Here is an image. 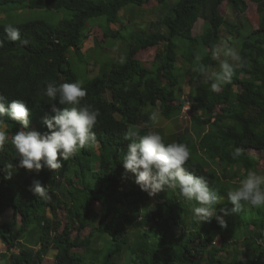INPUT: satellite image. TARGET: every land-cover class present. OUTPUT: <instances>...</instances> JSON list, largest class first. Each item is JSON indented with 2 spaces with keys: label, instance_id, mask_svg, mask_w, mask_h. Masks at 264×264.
Wrapping results in <instances>:
<instances>
[{
  "label": "trees",
  "instance_id": "obj_1",
  "mask_svg": "<svg viewBox=\"0 0 264 264\" xmlns=\"http://www.w3.org/2000/svg\"><path fill=\"white\" fill-rule=\"evenodd\" d=\"M150 1L153 0H0V6L17 3L72 13L55 23L46 19L0 20V94L9 101L21 99L27 103L31 113L29 130L48 132L44 119L55 115L50 101L41 95L45 81H79L71 67L70 51L87 73L82 84L88 93L84 102L100 113L92 147L62 161L58 170L44 167L38 173L15 167L18 154L10 140L22 125L4 117L0 127L8 134L9 143L0 150V214L14 206L22 223L18 232H14L13 222L0 223V235L13 247L20 232L37 220L42 248L35 256L41 260L54 244L58 264H120L118 259L127 249L136 255L138 264H224L225 259L227 264H264V207L242 201L241 210L232 213L233 205L227 200L226 206L216 205L217 213L221 209L229 212L224 216L226 227L215 219L199 224L191 211L197 206L194 201H185L177 190L174 194L163 192V200L152 204L132 174L125 178L122 164L131 142L123 139L124 133L129 127L141 135L152 131L149 117L160 104L167 114L186 112L199 128L198 141L179 138L175 142L186 144L190 150L185 167L207 178L216 189L222 183L226 189H218L221 194L227 197V190L234 182L238 184L241 168L258 172L259 160L249 150L264 151V25L247 34L244 27L239 28V41L233 43L243 65L217 92L210 91L209 86L199 88L193 84L194 80L202 82L196 69L219 66V61L212 58L213 46L219 44L223 26L234 23L220 13V5L227 1L239 13L246 10V0H154L157 12H149L155 18L144 25L155 30L137 31L140 37L134 40L133 35L128 41L131 51L123 62L102 61L89 55V50L84 51L92 18L106 16L110 24L125 27L120 21L121 9L128 5L145 7ZM199 17L204 18L205 25L203 32L195 35L193 29ZM128 22H132L131 17ZM8 25L19 28L29 43L8 40L4 31ZM97 26L106 37L120 35L121 29ZM157 45L161 48L150 65L134 56L140 49ZM93 57L99 63V72L91 77L88 65ZM187 77L191 91L183 98L177 90ZM187 102L189 110L185 108ZM56 106L63 107L58 102ZM234 147L243 150L239 160L231 157ZM9 164L13 165L11 178L6 167ZM234 166L235 170L230 171ZM217 171L220 175H216ZM35 180L47 187L50 199L34 195L31 187ZM102 235L111 238L107 254L97 246ZM14 259L17 264H29L33 255L24 248Z\"/></svg>",
  "mask_w": 264,
  "mask_h": 264
},
{
  "label": "clouds",
  "instance_id": "obj_2",
  "mask_svg": "<svg viewBox=\"0 0 264 264\" xmlns=\"http://www.w3.org/2000/svg\"><path fill=\"white\" fill-rule=\"evenodd\" d=\"M7 39L21 45H27L28 39L21 36L19 28L8 25L4 29ZM2 46V42H0ZM212 58L219 61L218 71H209L207 67L200 66L196 70L202 76V83L209 86L210 91L217 92L223 84L231 82L237 67L243 65V58L239 52L221 42L214 45ZM123 62V59H121ZM87 89L82 82H64L57 84L55 81H45L41 95L52 104L55 115L45 118L44 124L48 132L40 133L29 130L30 109L21 99L9 101L0 94V126L4 117L18 121L22 128L11 136L10 143L18 154V165L37 173L44 167L51 170L62 168V161H68L76 156L82 149L90 148L96 143V133L93 130L100 115L98 109L84 102ZM57 102L62 108L56 106ZM150 120L158 122L159 114L153 111ZM123 139L131 141L127 152L122 157L125 174L134 176V182L142 191L154 196L161 191H177L187 202H195L191 211L193 218L199 223L211 222L215 219L221 227H226L225 215L227 209H221L223 215L217 213L216 205L225 201V196L218 189L210 186L209 180L204 176H197L189 171L185 165L190 159V150L184 143H166L165 137L158 131H149L141 135L132 127L124 133ZM9 143L8 134L0 127V150ZM243 155L240 147H234L231 152L233 160H239ZM59 157V159H58ZM11 178L13 165H6ZM235 170V166L230 171ZM238 184L230 187L226 194L227 200L233 205L231 212L241 210V202L254 207H264V174L255 170L243 168L240 170ZM216 175H220L217 171ZM31 191L38 198L50 199L47 187L39 180L33 181Z\"/></svg>",
  "mask_w": 264,
  "mask_h": 264
},
{
  "label": "rangeland",
  "instance_id": "obj_3",
  "mask_svg": "<svg viewBox=\"0 0 264 264\" xmlns=\"http://www.w3.org/2000/svg\"><path fill=\"white\" fill-rule=\"evenodd\" d=\"M246 4H247L246 10L239 13L236 12L227 1H224L220 5V13L224 15L227 19L232 20L234 23L233 24L230 23L227 26H223V28L221 29L222 38L219 44L221 42H227L230 47L235 48L238 52L239 50L237 48V45L234 44L233 42L236 40L239 41L238 38L239 36L237 35V31L239 30V28L241 26L242 28L244 27L243 32L247 34L249 30L264 25V1L254 2L252 0H246ZM157 6L158 4L154 0L150 1L147 5H145V7H138L134 5L126 6L123 9V11L126 12L124 14H127V16L120 15V21L125 23V27H121L117 23L110 24L107 21L106 16H99L92 18L90 20V30H89L90 36L84 44V51H87L89 49L88 52L89 55H93L94 57L96 56L102 61H106V62L114 61L115 59L121 56V52H122L119 49V47H117L118 43L120 42L127 43V51H128V41L132 40L133 35H135L134 40H137L140 37L138 32L143 30H145L146 32H151L152 30H155L154 27L149 28L147 25H144L145 23H142L141 20H145V18H143L142 15H149L150 9H156L155 7ZM145 9L147 12L145 11ZM163 9L165 10L166 8ZM132 11H134V15L132 14ZM155 11L157 12V9ZM71 15H72L71 11L68 10L59 11L51 8H30L19 5L17 3H9L7 5L0 6V20L5 19L8 22H19V21H26L33 19H46L50 22L55 23L58 20H60L62 17L64 16L70 17ZM128 15L131 16L132 22H128V20L126 19ZM97 25L102 26L104 30H109L110 28H112V25H115V29H121L120 35L118 37H113V36H111L110 38L109 36L106 37L103 31ZM204 25H205L204 18L199 17L193 29L194 34L195 35L201 34L203 32ZM160 48L161 46L157 45L154 47L141 49L138 51L136 56H138L137 58L141 59L146 65H150L153 62L158 49ZM70 57H71L70 60L71 67L75 72H77V74L79 75V81L82 82L83 84L88 78L87 73L83 68V64H81L78 60L74 61L72 51H70L69 58ZM181 60L182 57H180V62ZM98 68H99V63H94V64L91 63L88 68L89 70L88 76L91 77L94 76L98 72ZM208 70L218 71L219 66L218 67L210 66L208 67ZM193 84L196 87L199 86V88L201 87L200 85H205L202 82L196 80L193 81ZM185 86L186 89L191 88L190 78L189 81L185 83ZM188 95L189 93L186 94V98L188 97ZM250 152L253 156H255L259 160L260 170H258V173L264 174V151L250 149ZM218 185H222V183H219ZM189 206L190 204L187 206L188 209H190ZM218 214L223 215V212ZM247 233L249 234L250 231ZM97 246L105 249V254H107L109 248L112 247L111 238L108 235H102L100 239V243ZM229 254L230 255H228V257L231 256V252H229ZM118 261L120 262V264H138V259L134 253L132 254L131 249H127V251L124 252L119 257ZM86 264H92V262L87 261ZM224 264H227L226 259L224 260Z\"/></svg>",
  "mask_w": 264,
  "mask_h": 264
},
{
  "label": "crops",
  "instance_id": "obj_4",
  "mask_svg": "<svg viewBox=\"0 0 264 264\" xmlns=\"http://www.w3.org/2000/svg\"><path fill=\"white\" fill-rule=\"evenodd\" d=\"M123 9H121L120 15L127 16V14H124L126 12H124ZM132 14L134 15V11H132ZM130 17L131 16L128 15L126 19L129 20ZM142 17L145 18V20H141V22L147 24L149 21H152L155 18V15L152 12H150L149 15H142ZM117 24L122 26V24L120 23H117ZM112 28L115 29V25H112ZM117 47H119V49L122 51L121 56L118 57L117 59H122L125 55H128L131 51L129 47L127 51V43H122V44L119 43ZM137 53H134V56L136 58L138 57L136 56ZM92 59L93 60H91L90 64L96 63L94 61V57ZM89 65H88V68H89ZM98 72H99V68H98ZM187 81H189L188 77L186 78L182 87L177 90L178 96L186 98V94H188L191 91V88L186 89L185 83ZM155 111L158 112L159 114V120L158 122L151 121V124H150L151 129L152 131L160 132L167 141L175 142L179 138H184L186 140H190L194 142L199 140L198 138L200 137L199 128L195 127L193 120L191 121L190 115L186 114V112L185 113L182 112L179 114L177 111H175L174 113L167 114L163 111L160 104H158ZM250 149H255V148H250ZM224 188H225L224 185H218V189H221L222 191H224ZM163 192L164 194L167 192H169L170 194L175 193L171 190L161 191L154 196H149L148 193L145 192V196L148 200H151L152 204H155V203H158V200H163L161 198V196L163 195ZM222 195H224V193ZM226 201H227V197L225 196V201L222 204L223 206L225 205ZM97 205L99 204L97 203ZM218 211H219L218 213H221V210H218ZM12 222L14 223V227H13L14 232H18L20 229L19 227L22 223L21 214H16L15 207L9 206L0 214V223L4 224V223H12ZM38 226H39V222L35 220V223L33 222L27 229H25L24 231H21L19 234L17 243L13 247H9L6 240L0 235V264H17L15 262L14 256L18 254L21 249H24V248L28 249L30 254L33 255V259L31 260L29 264H58L57 262L58 249L54 244H50L46 252L43 254L41 260L36 258L35 253L40 251L42 248V241H41L42 232ZM80 250H82V248H80Z\"/></svg>",
  "mask_w": 264,
  "mask_h": 264
},
{
  "label": "built area",
  "instance_id": "obj_5",
  "mask_svg": "<svg viewBox=\"0 0 264 264\" xmlns=\"http://www.w3.org/2000/svg\"><path fill=\"white\" fill-rule=\"evenodd\" d=\"M185 108H186L187 110H189V108H190V106H189V102H187V105L185 106Z\"/></svg>",
  "mask_w": 264,
  "mask_h": 264
}]
</instances>
